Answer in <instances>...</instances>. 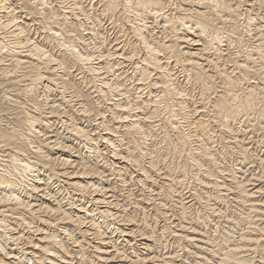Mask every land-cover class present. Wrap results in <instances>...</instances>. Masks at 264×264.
<instances>
[{"label":"bare ground","instance_id":"1","mask_svg":"<svg viewBox=\"0 0 264 264\" xmlns=\"http://www.w3.org/2000/svg\"><path fill=\"white\" fill-rule=\"evenodd\" d=\"M257 132L264 0H0V264H264Z\"/></svg>","mask_w":264,"mask_h":264},{"label":"rangeland","instance_id":"2","mask_svg":"<svg viewBox=\"0 0 264 264\" xmlns=\"http://www.w3.org/2000/svg\"><path fill=\"white\" fill-rule=\"evenodd\" d=\"M84 85V84H83ZM81 87H82V85H81ZM85 89V88H84ZM192 89V88H191ZM192 95H194V98H196V99H198V94H197V89H195V88H193L192 89ZM256 134V135H255ZM262 135V136H261ZM264 134H262V133H260V132H257V133H253L251 136L253 137V138H255V139H259V140H263V142H264V136H263ZM261 138V139H260ZM158 141V142H157ZM154 142V143H153ZM263 142H261L262 144H259V145H255V144H253V142H251L250 144H249V146H250V151L252 152V153H259V154H261V153H264V143ZM148 143H149V147L151 148V149H153V150H155L154 152H153V150H152V152H151V154H150V156H152L153 157V159L154 160H158L159 161V163H161V167H162V163H171L172 161L171 160H174L173 158H172V154H171V152H168V151H165L166 149H164V147H162L161 146V144H159V139L158 138H154L153 136L150 138L149 137V140H148ZM156 145V146H155ZM255 148V149H254ZM256 152H255V151ZM73 153H75V152H73ZM171 156V157H170ZM163 157V158H162ZM232 157V158H231ZM73 158V157H72ZM146 158V157H145ZM161 159V160H160ZM171 159V160H170ZM228 159L229 160H227L228 162H229V164H234V162L235 163H237V161L238 160H236L237 159V157H236V155H232V156H230V157H228ZM143 160V159H142ZM177 160H179V159H177ZM144 161V160H143ZM245 164H247V165H245ZM245 164H243L242 165V168L241 169H243V170H241L239 173H238V176H240L238 179L241 181V180H243V181H245L248 177H250V176H253V177H255L257 174H261V170H260V168L259 167H256V165L254 166V165H252L251 163H245ZM250 164V165H249ZM258 171L260 172V173H258ZM245 172V173H244ZM251 172V173H250ZM107 172H105L104 174H106ZM242 173V174H241ZM256 173V175H254ZM240 174V175H239ZM244 176V177H243ZM246 176H247V178H246ZM153 177V179H154V184L156 185L157 183L159 184V182H161L162 181V179L160 178V177H156L155 175L154 176H152ZM159 178V179H158ZM160 180V181H159ZM154 184H150L149 185V187L147 186V188L145 187L144 188V190L142 191V193H144V194H148V197L150 196V198H152V200H156V202H158L157 201V199H159L158 198V196L156 197V195H155V191H156V186L158 185H156V186H154ZM152 186V187H151ZM131 187V188H130ZM132 190L131 192L130 191H127V190ZM152 188V189H151ZM121 189V188H120ZM154 189V190H153ZM135 190V191H134ZM137 191H138V193H140V191H139V189L138 188H135V186H125L123 189H121L120 191H117L116 192V194H117V197L119 198V199H122L123 198V200L125 199L126 200V202H127V204H128V209H130L129 211H132L133 210V208H131L130 207V205H132L133 204V202L135 201V199L138 197L137 196ZM150 191V192H149ZM120 192V193H119ZM123 192V193H122ZM182 192H183V190H182ZM131 193V194H130ZM133 193V194H132ZM154 193V194H153ZM131 196H130V195ZM154 195V196H153ZM137 196V197H136ZM233 197V195L231 194V193H229L225 198H226V200L225 199H223L224 201H222L221 203L222 204H214V208H216V212H218L219 210L220 211H222V210H226V212H227V218L226 217H224V216H222V217H212V219L210 220L211 221V223L209 222V223H207L206 225H208V226H204V227H206V231H208V234L207 235H209V236H211V237H215L214 239H215V241H218L219 240V236L221 235V231H220V228H222V229H225L224 227L225 226H227V225H225V224H228L229 225V223L228 222H226L227 221V219L229 218V216H230V218L229 219H232L233 217H238V215H240V213H241V211H239V210H241V208L238 206V205H236V203H234V200L232 199V197ZM126 197V198H125ZM135 198V199H134ZM134 200V201H133ZM226 201V202H225ZM130 202V203H129ZM194 203V202H193ZM226 203V204H225ZM176 204V205H175ZM177 204L178 203H174V204H171V205H168V207H170L169 209H163V211L165 210L166 211V213H167V216H169L170 215V213H172V211H173V213L172 214H175L176 212H177V210H179V207L177 206ZM225 204V205H224ZM174 206V207H173ZM218 206V207H217ZM224 206V207H223ZM225 206H227V207H225ZM237 208H236V207ZM167 207V206H166ZM171 208L173 209V210H171ZM224 208V209H223ZM202 209V210H201ZM205 209H206V207H204L201 203H194L192 206H191V208H189V214L190 213H195V212H200L201 211V213L200 214H202V213H204V211H205ZM239 209V210H238ZM169 210H170V212H169ZM196 210V211H195ZM137 211V212H136ZM141 212H142V214H143V212L145 213V215H146V217H148L147 219H148V221L150 222V223H158V224H162V222L161 221H159L160 219H158V221H157V219L153 216V213H154V211H152V209L150 208V206H147L145 209H144V211H138L137 209H135V211L133 210V213L135 214V215H137L136 217H141L140 215H142L141 214ZM240 212V213H239ZM231 213V214H230ZM149 214H150V216H149ZM139 215V216H138ZM154 215H155V213H154ZM173 217V216H172ZM155 218V219H154ZM221 218V219H220ZM225 218V219H224ZM172 220V218H171V216H170V220H169V218H168V221H171ZM217 220V221H216ZM213 221V222H212ZM148 222V223H149ZM222 222V223H221ZM224 222H226L225 224H224ZM210 224V225H209ZM213 224V225H212ZM216 225H218V226H216ZM221 225V226H220ZM222 225H225V226H222ZM212 226V227H211ZM217 228V230H218V232L217 231H215V229ZM204 229V228H203ZM214 230V231H213ZM237 232V233H236ZM236 232H234L233 233V239H236V237L238 236L237 234H240V230L238 229ZM206 234V233H205ZM237 235V236H235V235ZM106 235H110L109 233H106ZM213 235V236H212ZM38 237V236H37ZM113 239L115 238L114 236L112 237ZM238 238V237H237ZM120 239V238H119ZM31 248H27V250L29 251ZM164 248H160L159 250L161 251V253H164L166 250H171V247H169V246H167L164 250H163ZM141 251H144V250H142V249H140ZM110 263H113V262H110ZM88 264V263H87Z\"/></svg>","mask_w":264,"mask_h":264}]
</instances>
